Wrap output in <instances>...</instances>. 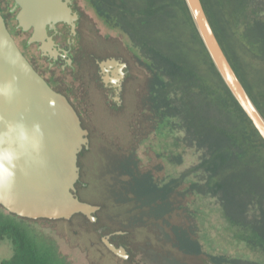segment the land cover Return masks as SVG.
I'll return each mask as SVG.
<instances>
[{
  "label": "trees",
  "instance_id": "1",
  "mask_svg": "<svg viewBox=\"0 0 264 264\" xmlns=\"http://www.w3.org/2000/svg\"><path fill=\"white\" fill-rule=\"evenodd\" d=\"M87 1L108 28L121 32L143 54L137 59L145 75L139 113L144 116L141 126L149 131L139 137L133 129L123 146L108 144L95 179L82 187L94 201L80 198L101 207L98 222L75 218L105 229V235L150 231L163 250L150 257L154 264H188L174 252L206 257L211 264H261L206 254L198 238V213L188 206L193 194L217 198L227 218L251 226L264 246V141L217 72L186 1ZM202 3L233 69L264 117V1ZM173 120L181 123L187 145L205 155L196 167L163 182L162 166L143 167L137 150L149 133ZM198 171L204 174L200 183L187 186L186 178ZM251 208L259 218L250 223ZM6 239L14 254L2 264H70L54 241L31 234L17 217L0 212V241Z\"/></svg>",
  "mask_w": 264,
  "mask_h": 264
},
{
  "label": "water",
  "instance_id": "2",
  "mask_svg": "<svg viewBox=\"0 0 264 264\" xmlns=\"http://www.w3.org/2000/svg\"><path fill=\"white\" fill-rule=\"evenodd\" d=\"M20 11L18 28L32 31L29 43L41 44L45 54L54 46L48 27L65 23L76 35L77 12L72 0H14ZM201 41L230 93L264 141V117L233 69L211 26L202 0H185ZM49 41V45L46 44ZM115 59L99 63L118 64ZM123 67H126L123 64ZM9 85L7 98L0 96V163L9 172L0 181V207L26 220L71 221L83 216L97 224L99 205L82 201L77 193L81 178L79 157L90 148L89 131L68 98L52 89L19 50L0 13V87ZM101 242L114 256L128 260L123 246L112 242L119 231L103 234Z\"/></svg>",
  "mask_w": 264,
  "mask_h": 264
},
{
  "label": "rangeland",
  "instance_id": "3",
  "mask_svg": "<svg viewBox=\"0 0 264 264\" xmlns=\"http://www.w3.org/2000/svg\"><path fill=\"white\" fill-rule=\"evenodd\" d=\"M77 8L85 18L83 33L87 39V50L97 54L105 51L124 56L130 64L133 76L128 81V96L124 99L123 106L118 108L95 75V68L88 63L87 78L79 76L76 79L69 72L61 73L59 68H55L51 75H46L52 86L71 98L85 129L90 133V148L79 157L81 178L77 193L83 200L90 199L93 202L94 196H88L82 187L88 186L95 179V168L104 150L110 144L123 146L128 141L127 133L132 134L133 129L139 130V137L149 131L148 126H141L140 118L144 116L139 113L141 86L145 75L137 61L143 57L139 48L134 47L121 32L108 28L96 16L87 0H77ZM12 28L15 29L19 41L25 43L29 39L30 33H21L15 21L12 22ZM32 48L35 49V46ZM137 152L143 167L162 166L163 173L159 178L163 182L178 178L196 167L205 155L203 150L187 145L183 127L175 120L149 133ZM178 159L181 160L180 163L176 161ZM203 175L201 171L190 174L186 178L187 186L200 183ZM188 206L198 213V238L206 254L264 264V246L253 233L251 226L231 222L217 198L193 194ZM0 212L10 215L1 207ZM258 218V210L251 208L248 221L251 223ZM18 221L31 234L54 241L70 264H154L150 257L154 252L162 250L150 231H134L112 238L116 246L125 247L130 255L128 260H122L105 248L100 239L102 235L97 233L95 226L83 225L79 218L63 222L20 218ZM167 249L173 253L170 248ZM13 254L12 243L7 239L0 241V264L10 259ZM173 254L188 264H211L206 257H184L175 252Z\"/></svg>",
  "mask_w": 264,
  "mask_h": 264
},
{
  "label": "flooded vegetation",
  "instance_id": "4",
  "mask_svg": "<svg viewBox=\"0 0 264 264\" xmlns=\"http://www.w3.org/2000/svg\"><path fill=\"white\" fill-rule=\"evenodd\" d=\"M71 8L73 12H77L79 15V19L76 21V35L72 34V26L65 23L57 24L55 30H50L48 27L47 35L51 38L52 42H54V46L49 47L48 51L44 54L40 50L41 44L29 43L32 31L27 32L30 33V37L25 43L17 39L15 29L12 28V22L15 21L17 23L16 16L20 11V7L16 6V2L14 0H0V13L4 18L6 27L11 36L14 38L19 50L34 70L49 84L52 89L65 95L73 105L71 98L63 91H60L52 86L46 75H51L55 68H59L61 73L69 72L76 79L79 76L87 78V71L89 68L86 64L88 63L89 66H93V68H95V75L99 78L102 87L109 92L110 99L118 108L122 107L124 99L128 96L130 91L128 81L131 79L132 70L129 62L124 56L116 55L113 52L102 51L100 54H97L87 50L85 45V40L87 41V39L84 37L85 35L83 33L85 18L77 8V0H72ZM17 29L21 33H26L18 28V23ZM46 44L49 45L48 40H46ZM34 46L35 49L32 48ZM110 59H115L119 63L117 65L114 64L111 66H105L104 70H102L99 63L106 62ZM123 64H125L126 67H123ZM74 108L76 109L75 106ZM82 124L85 128L83 120ZM77 186H79V184Z\"/></svg>",
  "mask_w": 264,
  "mask_h": 264
},
{
  "label": "clouds",
  "instance_id": "5",
  "mask_svg": "<svg viewBox=\"0 0 264 264\" xmlns=\"http://www.w3.org/2000/svg\"><path fill=\"white\" fill-rule=\"evenodd\" d=\"M8 87H10V86L5 85V86L0 87V96H3L5 98L8 97V95H9V92L7 91ZM4 173H7L8 176L12 175V173L8 171V169L5 167V165L3 163H0V181H2Z\"/></svg>",
  "mask_w": 264,
  "mask_h": 264
}]
</instances>
